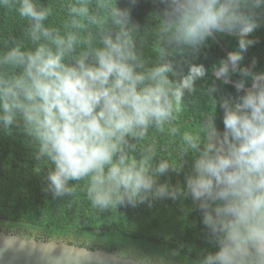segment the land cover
<instances>
[{"label":"clouds","instance_id":"9594fccd","mask_svg":"<svg viewBox=\"0 0 264 264\" xmlns=\"http://www.w3.org/2000/svg\"><path fill=\"white\" fill-rule=\"evenodd\" d=\"M17 2L20 17L30 22L26 35L34 48L16 43L0 55V124L9 129L19 118L38 142L39 157L53 165L47 190L61 197L73 191L70 181L89 177V198L99 208L135 205L148 193L190 195L216 240V251L203 264H264V75L252 71L255 62L239 63L254 43L248 38L259 27L254 10L264 0H170L173 19L162 28L158 62L140 71L144 65L126 10L111 8L118 30L102 35V47L92 49L89 60L87 51L74 55L81 43L76 34L45 26L50 8L37 7L34 0ZM69 12L73 27H79L76 17L97 22L84 3L70 5ZM214 32L239 34L238 50L229 52L218 70L213 66L217 79L239 73L238 95L219 103L222 131L209 117L196 132L184 134L186 150L196 153L184 187L157 184L149 157L130 158L123 145L129 136L142 138L152 123L169 120L185 91H193L207 72L203 64H191L173 81L168 48H198ZM169 167L161 161L154 171L162 175Z\"/></svg>","mask_w":264,"mask_h":264},{"label":"trees","instance_id":"16d2710c","mask_svg":"<svg viewBox=\"0 0 264 264\" xmlns=\"http://www.w3.org/2000/svg\"><path fill=\"white\" fill-rule=\"evenodd\" d=\"M37 7L50 8L45 26L56 28L63 35L73 32L80 40L76 48L81 52L102 47V35L118 30L113 23L111 8L128 12L127 28L131 31L137 55L146 70L159 59V48L164 46L162 28L173 17L170 0H34ZM84 3L96 23L76 17L79 27H73L70 5ZM101 5H107L102 7ZM17 0L0 3V55L14 47L33 49L26 35L30 22L20 17ZM259 27L248 37L254 43L244 53L241 67L264 75V6L254 10ZM198 48L169 47V58L174 63L173 81L186 75L191 64H203L207 72L194 82V90L185 91L179 108L162 125L152 123L145 135L127 138L124 152L137 160L149 157L150 172L157 184L184 187L185 177L191 172L196 153L186 150L184 134L196 132L209 117L214 118L223 130L222 98H236L235 86L225 83L214 74L213 66L226 58L227 52L238 50L239 34L213 33ZM214 37L218 40L219 44ZM71 59V58H66ZM223 77V76H222ZM226 78V77H224ZM226 79L239 83L241 76L233 73ZM245 87L251 86L250 78H243ZM216 91L213 92L212 89ZM39 144L26 134L23 122L5 129L0 124V228L27 237L61 239L89 249L98 248L157 264H203L204 258L216 251V240L202 222L203 212L190 195L178 194L157 197L148 193L143 202L135 205H110L99 208L92 204L88 190L89 177L70 181L72 192L54 197L47 190L46 177L53 167L47 157H39ZM161 161L170 167L164 174H156ZM154 192V190H153Z\"/></svg>","mask_w":264,"mask_h":264},{"label":"water","instance_id":"95a60500","mask_svg":"<svg viewBox=\"0 0 264 264\" xmlns=\"http://www.w3.org/2000/svg\"><path fill=\"white\" fill-rule=\"evenodd\" d=\"M214 39L218 42L215 37ZM220 79L223 81L227 80L228 83L234 86L237 84L236 82L228 80L222 76ZM0 264L157 263L129 256H120L115 252H108L98 248L89 249L61 239H38L34 237L22 236L14 231L0 230Z\"/></svg>","mask_w":264,"mask_h":264},{"label":"flooded vegetation","instance_id":"af4514ba","mask_svg":"<svg viewBox=\"0 0 264 264\" xmlns=\"http://www.w3.org/2000/svg\"><path fill=\"white\" fill-rule=\"evenodd\" d=\"M0 230H3V228H0ZM34 238H38V239H40V238H44V237H34Z\"/></svg>","mask_w":264,"mask_h":264},{"label":"bare ground","instance_id":"6f19581e","mask_svg":"<svg viewBox=\"0 0 264 264\" xmlns=\"http://www.w3.org/2000/svg\"><path fill=\"white\" fill-rule=\"evenodd\" d=\"M222 34V33H221ZM230 77V76H229Z\"/></svg>","mask_w":264,"mask_h":264}]
</instances>
